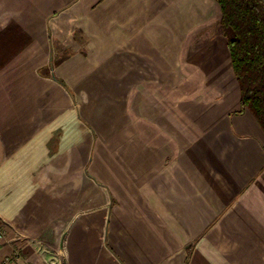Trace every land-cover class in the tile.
<instances>
[{
	"label": "crops",
	"instance_id": "obj_1",
	"mask_svg": "<svg viewBox=\"0 0 264 264\" xmlns=\"http://www.w3.org/2000/svg\"><path fill=\"white\" fill-rule=\"evenodd\" d=\"M215 0H0V264H264V131Z\"/></svg>",
	"mask_w": 264,
	"mask_h": 264
},
{
	"label": "trees",
	"instance_id": "obj_2",
	"mask_svg": "<svg viewBox=\"0 0 264 264\" xmlns=\"http://www.w3.org/2000/svg\"><path fill=\"white\" fill-rule=\"evenodd\" d=\"M240 90L247 109L264 131V0H215Z\"/></svg>",
	"mask_w": 264,
	"mask_h": 264
}]
</instances>
